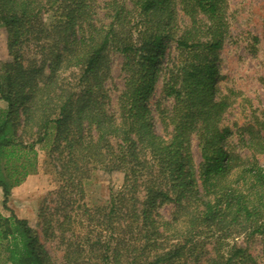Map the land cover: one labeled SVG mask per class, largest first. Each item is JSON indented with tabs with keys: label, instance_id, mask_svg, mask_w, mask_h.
<instances>
[{
	"label": "trees",
	"instance_id": "obj_1",
	"mask_svg": "<svg viewBox=\"0 0 264 264\" xmlns=\"http://www.w3.org/2000/svg\"><path fill=\"white\" fill-rule=\"evenodd\" d=\"M129 1L0 0L10 55L0 60V187L10 210L0 211V264H56L34 224L8 206L34 170L12 175L11 155L27 149L38 158L36 145L51 135L48 163L63 186L49 193L60 201H42L39 225L60 232L64 264H193L210 252L206 264H264V116L242 129L237 146L223 122L231 95L216 84L228 0ZM173 44L162 89L174 99L166 139L147 100ZM32 48L40 57L27 58ZM111 51L124 57L119 115L104 86ZM68 70L78 71L75 82L62 80ZM96 167L122 169L126 179L107 204L90 206L78 200ZM163 204L173 205L170 218L159 214Z\"/></svg>",
	"mask_w": 264,
	"mask_h": 264
},
{
	"label": "rangeland",
	"instance_id": "obj_2",
	"mask_svg": "<svg viewBox=\"0 0 264 264\" xmlns=\"http://www.w3.org/2000/svg\"><path fill=\"white\" fill-rule=\"evenodd\" d=\"M101 3L108 0H100ZM124 1L128 8L131 7L129 0ZM228 38L219 51V77L216 81L218 91L223 94H230L232 104L228 108L224 123L232 127L233 138L237 142L243 128L254 124L255 115L264 116V0H228ZM103 5V4H102ZM103 17V10H100ZM52 14L44 15V21L50 22ZM109 21V20H108ZM106 21V23H108ZM187 23V18L184 19ZM131 23H136L132 20ZM137 34L134 35L136 37ZM28 48H25V51ZM37 50L32 48L31 52L26 54L27 58L40 57ZM178 54V50L173 44L167 51L164 62V70L155 87L154 93L148 98L147 106L150 111L151 120L154 127L160 135L166 139L171 137L173 126L168 124L169 110L174 104V99L167 97L162 89L164 79L168 77L170 66L166 65L170 59ZM10 55L7 46V33L5 28L0 25V60H9ZM124 57L115 51H111L110 71L104 86L108 90L110 98L109 109L119 115L118 98L124 88V77L122 66ZM77 70H68L61 73L62 80L75 82ZM7 103L0 98V109H5ZM35 131V129H34ZM23 133L24 141L30 142L32 138L28 133ZM53 136L51 135L44 142L36 145L38 158L33 152L27 149L20 150L15 155H11L7 167L12 171V175L22 173L27 167L34 169L28 174L20 184L15 185L8 206L21 218H27L40 232L47 248L51 252L56 264H64L63 255L65 245L62 244L59 231L56 228L45 234L40 223L39 211L41 203L46 196L49 201L56 199V193L49 195L52 191H58L62 184V178L56 174L49 165L48 149L51 145ZM115 144V143H114ZM191 154L197 165L200 158L198 140L195 136L191 138ZM240 150L241 148L238 147ZM8 158L4 160L6 162ZM14 167V168H13ZM17 170V171H16ZM84 181V196L78 201L87 203L90 206L107 204L112 191H119L124 186L126 171L118 168L102 169L100 167L92 168ZM72 194L68 192L67 196ZM60 201V199H56ZM4 196L0 187V211L9 215L3 204ZM58 204L53 201L49 203L47 213L53 212ZM71 208H69L70 211ZM174 211L172 204H163L159 206L158 212L164 218H170ZM63 213V212H61ZM60 213V214H61ZM59 214V215H60ZM57 215V217L59 216ZM56 217V216H55ZM62 218V216H61ZM54 227V226H53ZM54 231V232H52ZM79 231H82L79 230ZM239 243H245L244 238L238 237ZM210 246V245H209ZM260 246L254 242L252 252L257 254ZM212 256V252L206 257L193 264H206V259Z\"/></svg>",
	"mask_w": 264,
	"mask_h": 264
}]
</instances>
